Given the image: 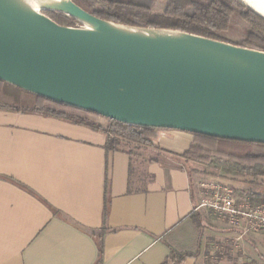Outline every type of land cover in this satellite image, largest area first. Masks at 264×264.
Masks as SVG:
<instances>
[{"label": "crops", "instance_id": "0c3cea01", "mask_svg": "<svg viewBox=\"0 0 264 264\" xmlns=\"http://www.w3.org/2000/svg\"><path fill=\"white\" fill-rule=\"evenodd\" d=\"M151 130L155 146L107 151L103 131L0 110V264H163L172 252L209 264L199 205L202 182L215 179L178 155L193 133ZM208 212L218 225L205 234L235 243L232 264H260L253 251L264 250V232Z\"/></svg>", "mask_w": 264, "mask_h": 264}, {"label": "water", "instance_id": "95a60500", "mask_svg": "<svg viewBox=\"0 0 264 264\" xmlns=\"http://www.w3.org/2000/svg\"><path fill=\"white\" fill-rule=\"evenodd\" d=\"M0 80L129 125L264 144L263 50L115 23L73 0H0Z\"/></svg>", "mask_w": 264, "mask_h": 264}, {"label": "trees", "instance_id": "16d2710c", "mask_svg": "<svg viewBox=\"0 0 264 264\" xmlns=\"http://www.w3.org/2000/svg\"><path fill=\"white\" fill-rule=\"evenodd\" d=\"M91 14L115 23L139 27L170 28L235 45L264 51V17L240 0H73ZM163 6L157 11V6ZM61 25L75 26L78 21L64 13L45 11ZM0 110L38 113L83 124L106 133L107 151L120 150L129 142L155 146L144 135L147 128L107 119L103 125L94 117L102 116L57 103L0 80ZM190 148L178 154L202 163L221 159L225 172L264 178V144L221 139L194 134ZM252 204H264V194L247 192ZM189 254L172 252L163 264H182Z\"/></svg>", "mask_w": 264, "mask_h": 264}, {"label": "rangeland", "instance_id": "374dc122", "mask_svg": "<svg viewBox=\"0 0 264 264\" xmlns=\"http://www.w3.org/2000/svg\"><path fill=\"white\" fill-rule=\"evenodd\" d=\"M163 6H157L156 10L161 11ZM95 120H97V117H94ZM152 131L151 129L147 128L144 131V135L152 137ZM205 164V168L209 171L208 174H211L213 177H210L211 179H215L212 181H216L225 185H229L231 187H234L235 190L239 193V195H246L247 192H258L261 194H264V178L263 177H253L251 175H232L225 172V164L224 161L221 159H215V162L212 164ZM189 167V165H186ZM247 196V195H246ZM204 209V214H206V221L204 222L203 228L200 230L202 231L203 235L205 236L204 240L207 245V253H212L213 259L209 261V264H232L233 260L229 258H233L235 256L234 254V248L235 243L233 242H227L225 238H223L225 235L223 234H216L213 231L210 230L212 228H209V231L206 233L205 228H208V226H212L217 228V218L211 214L208 208L206 207H200ZM207 211V212H206ZM210 214V216H209ZM209 216V217H208ZM221 227H224V225ZM214 235V237L212 236ZM264 239V237H263ZM226 241V242H225ZM213 246V248H212ZM217 253V255H216ZM254 258L260 263L264 264V250L262 247L258 246L254 251ZM218 254H220L218 256ZM218 258V259H217Z\"/></svg>", "mask_w": 264, "mask_h": 264}, {"label": "built area", "instance_id": "2783aa9c", "mask_svg": "<svg viewBox=\"0 0 264 264\" xmlns=\"http://www.w3.org/2000/svg\"><path fill=\"white\" fill-rule=\"evenodd\" d=\"M202 188L204 195L199 207L227 217L232 226H242L245 232H264V204H252L234 187L216 181H204Z\"/></svg>", "mask_w": 264, "mask_h": 264}, {"label": "bare ground", "instance_id": "6f19581e", "mask_svg": "<svg viewBox=\"0 0 264 264\" xmlns=\"http://www.w3.org/2000/svg\"><path fill=\"white\" fill-rule=\"evenodd\" d=\"M251 1L255 3L259 12L264 15V0H251Z\"/></svg>", "mask_w": 264, "mask_h": 264}]
</instances>
